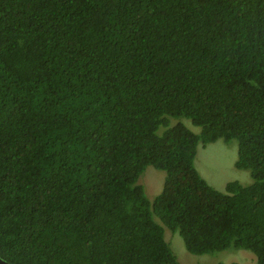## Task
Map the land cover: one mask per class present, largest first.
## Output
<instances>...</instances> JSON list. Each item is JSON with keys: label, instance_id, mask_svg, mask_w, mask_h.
Segmentation results:
<instances>
[{"label": "trees", "instance_id": "1", "mask_svg": "<svg viewBox=\"0 0 264 264\" xmlns=\"http://www.w3.org/2000/svg\"><path fill=\"white\" fill-rule=\"evenodd\" d=\"M221 139L250 186L196 169ZM164 226L264 264V0H0V257L181 264Z\"/></svg>", "mask_w": 264, "mask_h": 264}, {"label": "rangeland", "instance_id": "2", "mask_svg": "<svg viewBox=\"0 0 264 264\" xmlns=\"http://www.w3.org/2000/svg\"><path fill=\"white\" fill-rule=\"evenodd\" d=\"M183 123L189 130L200 134L202 128L192 124L188 119H171V126ZM163 132L160 129L159 134ZM163 134V133H162ZM239 142L238 140L225 141L221 139L215 143L200 144L197 150L195 166L201 177L216 190L226 193L229 183L238 182L243 186L254 183L250 171L237 168ZM166 172L149 166L138 182L145 188L150 201H154L164 189ZM165 239L174 255L181 264H256V257L249 251L231 248L222 252L204 255L190 253L178 232H173L166 226Z\"/></svg>", "mask_w": 264, "mask_h": 264}, {"label": "water", "instance_id": "3", "mask_svg": "<svg viewBox=\"0 0 264 264\" xmlns=\"http://www.w3.org/2000/svg\"><path fill=\"white\" fill-rule=\"evenodd\" d=\"M0 264H10V263L0 257Z\"/></svg>", "mask_w": 264, "mask_h": 264}]
</instances>
